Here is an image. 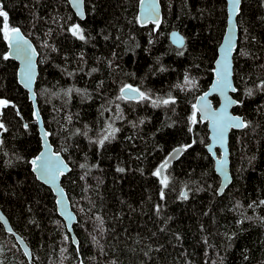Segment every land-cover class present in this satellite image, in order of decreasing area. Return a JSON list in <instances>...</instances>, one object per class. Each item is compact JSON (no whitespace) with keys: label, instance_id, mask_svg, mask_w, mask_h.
<instances>
[{"label":"trees","instance_id":"obj_1","mask_svg":"<svg viewBox=\"0 0 264 264\" xmlns=\"http://www.w3.org/2000/svg\"><path fill=\"white\" fill-rule=\"evenodd\" d=\"M139 1L84 0L79 20L67 0H0V210L31 253L0 224V264H264V0H242L237 18L233 113L246 126L229 135L220 196L194 104L212 80L225 0H159L160 22L144 27ZM5 24L38 53L37 108L70 166L61 184L77 247L31 172L41 140ZM128 86L138 100L121 97Z\"/></svg>","mask_w":264,"mask_h":264},{"label":"water","instance_id":"obj_2","mask_svg":"<svg viewBox=\"0 0 264 264\" xmlns=\"http://www.w3.org/2000/svg\"><path fill=\"white\" fill-rule=\"evenodd\" d=\"M74 16L84 19V0H67ZM226 26L221 41L217 47V54L213 64L212 80L207 89L199 95L194 104V110L200 121L205 122L208 131V144L205 146L207 154L213 161V170L219 178L216 190L218 196L222 195L232 182L229 160V134L245 128L246 123L241 116L233 113L237 101L234 99L236 88L233 78V57L237 49L239 29L237 18L240 13L242 0H225ZM162 16L159 0H140L137 7V20L141 27L147 24H158ZM6 28V24H5ZM6 30L7 57L17 65L16 78L19 86L26 91L33 107V118L37 125L41 140V151L31 159V172L35 179L49 188L54 196L55 208L58 217L64 222L72 244L77 247L78 240L74 234L73 226L76 216L71 209L66 191L62 187V177L70 172V166L62 155L54 150L49 141L42 118L38 112L35 94V83L38 76V53L32 43L18 28ZM170 44L178 49L184 47L185 40L178 31L168 34ZM120 95L127 101L138 100L141 93L132 87H124ZM217 98L218 104L214 107L212 98ZM183 148L171 151L159 167V176L162 178L165 166L173 163L183 152ZM184 195V193H183ZM0 224L6 233L13 235L20 250L31 263L30 249L16 235L7 218L0 210Z\"/></svg>","mask_w":264,"mask_h":264},{"label":"bare ground","instance_id":"obj_3","mask_svg":"<svg viewBox=\"0 0 264 264\" xmlns=\"http://www.w3.org/2000/svg\"><path fill=\"white\" fill-rule=\"evenodd\" d=\"M230 135V134H229ZM41 151V150H40ZM164 170V169H163ZM161 179H163V173H162V178Z\"/></svg>","mask_w":264,"mask_h":264},{"label":"rangeland","instance_id":"obj_4","mask_svg":"<svg viewBox=\"0 0 264 264\" xmlns=\"http://www.w3.org/2000/svg\"><path fill=\"white\" fill-rule=\"evenodd\" d=\"M2 102H0V104H1Z\"/></svg>","mask_w":264,"mask_h":264}]
</instances>
